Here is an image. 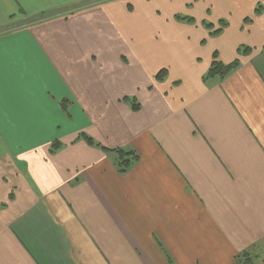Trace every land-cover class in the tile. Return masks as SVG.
Masks as SVG:
<instances>
[{
  "label": "crops",
  "instance_id": "crops-1",
  "mask_svg": "<svg viewBox=\"0 0 264 264\" xmlns=\"http://www.w3.org/2000/svg\"><path fill=\"white\" fill-rule=\"evenodd\" d=\"M129 1L0 0V264H264V0Z\"/></svg>",
  "mask_w": 264,
  "mask_h": 264
},
{
  "label": "trees",
  "instance_id": "trees-1",
  "mask_svg": "<svg viewBox=\"0 0 264 264\" xmlns=\"http://www.w3.org/2000/svg\"><path fill=\"white\" fill-rule=\"evenodd\" d=\"M261 10H262V6L257 5L256 8L254 9V14L258 15L261 12ZM175 19L189 22V23L195 22V19L190 16L176 15ZM243 20L245 22L250 21L249 17H246ZM219 23L221 26L216 29H213L210 32L211 35H217L218 33H220L222 28L227 25V23L224 20H219ZM202 24L208 29L213 28L212 23L202 21ZM237 51H238V54L240 55L248 54L250 52V47L242 45L237 48ZM238 65H239L238 58L232 60L231 62L224 63L218 60L216 57V54L214 53L213 60L206 74L204 75L203 79L205 80V79H210V78H217L218 80H223L231 71L236 69ZM165 74H166V70L161 69L160 71H158L155 77L157 80H162L166 76ZM124 100L130 104L132 110L134 111L138 110L139 104L138 102L135 101L134 98L124 97ZM61 106H62V109L66 111L67 109L66 105L64 103H61ZM81 136L84 138V140L88 144H95L94 141L90 137L86 135H81ZM59 146H60V143L54 142L51 145V150H56L57 148H59ZM104 150H110L113 152L114 166L117 172L119 173H125L126 171H128L138 160V155L133 150H125V149H119V148H115V149L104 148ZM258 258H259V254L257 252L255 253L253 251H250V252L245 251L236 257L234 264H253Z\"/></svg>",
  "mask_w": 264,
  "mask_h": 264
},
{
  "label": "rangeland",
  "instance_id": "rangeland-1",
  "mask_svg": "<svg viewBox=\"0 0 264 264\" xmlns=\"http://www.w3.org/2000/svg\"><path fill=\"white\" fill-rule=\"evenodd\" d=\"M126 1H127V3H128V4H127V7L131 9V4H130V3H132V2H130L129 0H126ZM134 1H138V0H134ZM193 2H194V1H193ZM190 5H191V4H188L187 6L190 7ZM207 12H208V11H206V13H207ZM253 14H254V12H253ZM254 15H255V14H254ZM180 16H185V14H180ZM255 16H256V15H255ZM249 19H250L249 22H251V21L253 20L252 17H249ZM219 20H224V21L227 23V25H228V20H227L225 17H221V18H219L215 24L212 23V22H209V21H207V20H204V22L212 23V24H213V29H216V28H218V27L221 26L220 23H219ZM243 23H248V22H245V21L243 20Z\"/></svg>",
  "mask_w": 264,
  "mask_h": 264
}]
</instances>
